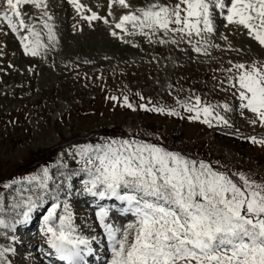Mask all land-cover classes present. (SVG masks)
Listing matches in <instances>:
<instances>
[{
  "label": "rangeland",
  "instance_id": "374dc122",
  "mask_svg": "<svg viewBox=\"0 0 264 264\" xmlns=\"http://www.w3.org/2000/svg\"><path fill=\"white\" fill-rule=\"evenodd\" d=\"M79 2L85 5L79 13L69 0H44L47 6L40 8L22 6L25 23L40 33L37 55L25 52L24 44L31 47L36 39L28 30L13 32L0 20V195L4 198L0 250L12 249L5 252L0 264H40L37 254L50 235L44 231L43 217L57 202L61 204L57 216L63 214V202L71 205L78 235L101 237L96 212L103 206H94L95 197H83L84 182L89 177L82 170L79 151L87 145L134 139L191 158L218 161L217 167L225 165L231 172L264 176V145L246 139H264V126L250 124L239 110L217 108L215 111L228 119L231 127L215 119L209 127L201 122L202 113L199 120H192L196 112L189 113L181 106L194 104L199 96L201 105L227 103L238 108L240 101L228 83L235 69H227L237 62L264 60V49L245 30L225 27L226 22L219 18L212 38L219 48H211V55H204L194 51L199 38L189 43L179 33L146 36L131 25L125 30L115 28L119 18L129 12L155 3L173 6L177 0H127L129 8L120 6L118 0ZM91 12L108 23L83 18ZM44 21L52 25L55 39L49 40ZM132 32L136 34L130 35ZM24 36L29 39L22 41ZM161 39L167 42L160 43ZM173 39L176 43L171 42ZM124 97L133 109L124 106ZM141 104L145 107H139ZM158 107L174 109L179 115L148 110ZM45 168L52 176L47 191L37 186L39 180L29 184L27 179H43ZM16 180L20 183H12ZM6 184L12 187L5 189ZM22 189L29 190L25 199L32 194L36 205L41 201L48 205L38 214V221L32 222L36 226L31 233L20 231L18 224L27 206L12 208L19 202L17 193ZM57 193L58 199H54ZM38 196L43 198L36 199ZM127 214L132 216L110 211L107 222L124 227L135 219ZM41 257L46 260L43 254Z\"/></svg>",
  "mask_w": 264,
  "mask_h": 264
},
{
  "label": "snow or ice",
  "instance_id": "6c2138e0",
  "mask_svg": "<svg viewBox=\"0 0 264 264\" xmlns=\"http://www.w3.org/2000/svg\"><path fill=\"white\" fill-rule=\"evenodd\" d=\"M69 2L78 13L85 8L79 0ZM118 3L124 8L130 7L127 0H118ZM29 4L40 8L44 0H0V20L6 21L13 32L28 30L36 39L31 47L24 44L25 52L37 55L40 33L25 23L21 11L22 6ZM83 18L103 19L108 23L96 12ZM219 18L226 22L225 27L232 25L245 30L264 49V0H177L173 6L155 3L121 16L115 28L125 30L131 25L146 36L158 32L179 33L182 39L187 37L189 43L199 38L194 51L211 55L209 49L219 48L212 40L218 31ZM51 19L48 16V20ZM44 27L48 29L49 40L55 39L52 25L44 21ZM111 34L117 35L115 31ZM220 39L228 40V37ZM166 42L160 40V43ZM171 42L176 43V40ZM233 68L235 72L228 83L235 89L233 96L240 101L238 108H230L227 103L201 105L197 96L194 104L181 105L189 113L196 112L190 117L192 120H199L202 113L201 122L209 127L212 119L231 127L229 120L215 111L222 108L225 112L239 110L250 124L264 126V60L251 64L237 62L227 71L232 72ZM124 106L133 109L128 97H124ZM148 110L179 115L174 109L164 107ZM245 112L251 116H246ZM246 139L264 145V139L258 140L255 136ZM79 155L84 165L82 170L89 177L84 182L83 192L102 200L119 201L121 205L117 208L114 203L112 208L100 207L96 212L110 244L109 264H264V176L231 172L225 165L217 167L218 161L191 158L179 151L134 139L87 145L80 149ZM27 179L29 184L39 180L37 186L47 191L52 176L45 168L43 179L37 176ZM4 187L11 188L12 184ZM28 191H18L20 200L12 205L13 210L27 206V211L23 212L25 220L36 207L32 194L24 198ZM54 199H58V193ZM60 207L59 202L54 203L43 217L44 231L50 234L47 242L69 264H83L84 253L92 252L90 241L77 234L71 205L63 202V214L57 216L56 210ZM113 210L130 213L135 219L124 227L114 226L107 222ZM3 211L4 198L0 195V212ZM0 225H4L3 220ZM8 251L12 249L0 250V259Z\"/></svg>",
  "mask_w": 264,
  "mask_h": 264
},
{
  "label": "bare ground",
  "instance_id": "6f19581e",
  "mask_svg": "<svg viewBox=\"0 0 264 264\" xmlns=\"http://www.w3.org/2000/svg\"><path fill=\"white\" fill-rule=\"evenodd\" d=\"M58 180V179H57ZM56 180V181H57ZM79 180V179H78ZM83 190V189H82ZM68 192H71V190H69ZM77 193V192H76ZM72 194V193H71ZM80 196V195H79ZM86 196H91V195H89V194H87V193H84L83 194V197H86ZM93 199V198H92ZM94 202H95V204H94V206L96 207L97 206V208L98 207H100V206H103V207H108V208H112V206H113V204L115 203V205L116 204H119L118 206H117V208L118 207H120L121 205H120V203H118L117 201H114V200H112V199H107V198H105V199H100L99 197H95V200H94ZM40 203V205H36V207L30 212V214H29V218L27 219V220H25V219H23V220H21V221H19V223L18 224H21L20 225V230H25L24 232H29V233H31L32 231H33V229L35 228V226H36V223H32V222H35V221H38L37 219H39L40 217H37V216H39L38 214H42L43 212H44V210H47V207H48V205H47V203L46 202H43V201H41V202H39ZM90 202H89V207H90ZM94 207V208H95ZM46 208V209H45ZM96 209V208H95ZM36 211H37V213H36ZM115 211V210H114ZM130 216V215H129ZM43 217V216H42ZM124 217L126 218V215H124ZM130 218H132V219H134V216H130ZM42 219V218H41ZM129 221V220H128ZM97 222V221H96ZM98 222H99V220H98ZM97 222V223H98ZM92 226V225H91ZM98 227H99V223H98V225H97ZM15 227H17V224H15L14 225V229H17V228H15ZM100 229H99V233L101 234V237H99V236H95V237H89V239H91V242H90V245H97V246H99L101 249H102V251H101V254H103L104 255V257L106 256V259L103 257V259L102 260H97L96 261V263L97 264H106V260H108V258L111 256V251L110 250H108L109 248H108V243H107V235H106V233L104 232V230H103V228L102 227H99ZM19 229V228H18ZM17 229V230H18ZM80 233V232H79ZM32 238H34V235H32V237H31V239ZM23 238H17V240L18 241H21ZM22 242V241H21ZM16 244V243H15ZM18 245V244H17ZM46 247V245H43V248H45ZM81 247H85V246H81ZM41 254H43V250H41V252L37 255V256H40L36 261H38V260H40V264H44V263H46V260L43 258V257H41ZM87 257H88V259H89V261H91V262H95V257L93 256V254H91V253H88V255H87ZM108 263V262H107ZM57 264H65L64 262H62V261H60V260H58L57 261Z\"/></svg>",
  "mask_w": 264,
  "mask_h": 264
}]
</instances>
